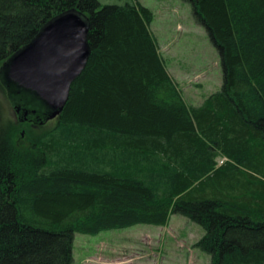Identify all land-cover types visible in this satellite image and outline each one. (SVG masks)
<instances>
[{"label":"trees","instance_id":"trees-1","mask_svg":"<svg viewBox=\"0 0 264 264\" xmlns=\"http://www.w3.org/2000/svg\"><path fill=\"white\" fill-rule=\"evenodd\" d=\"M216 49L220 89L186 105L137 0H0V82L45 111L6 63L55 18L86 20L89 57L53 129L13 145L0 103V264H73L75 234L180 215L210 264H264V0H182ZM3 78V79H1Z\"/></svg>","mask_w":264,"mask_h":264},{"label":"rangeland","instance_id":"rangeland-1","mask_svg":"<svg viewBox=\"0 0 264 264\" xmlns=\"http://www.w3.org/2000/svg\"><path fill=\"white\" fill-rule=\"evenodd\" d=\"M134 1L99 0L101 4ZM137 1L153 14L150 30L185 104L201 105L220 89L222 70L219 55L205 29L193 19L191 6L182 0ZM0 103L13 129L15 127L14 147L22 153H35L31 143L49 133L56 119L42 125L20 121L1 82ZM202 235L200 226L180 215H172L164 227L136 225L97 235L75 234L73 264H84L85 257L96 254L91 250L98 251V256L103 255L106 259L122 261L125 258V263L119 264H210L209 255L193 248ZM98 261L99 264H109L100 259L94 260ZM115 261L113 264H116Z\"/></svg>","mask_w":264,"mask_h":264},{"label":"water","instance_id":"water-1","mask_svg":"<svg viewBox=\"0 0 264 264\" xmlns=\"http://www.w3.org/2000/svg\"><path fill=\"white\" fill-rule=\"evenodd\" d=\"M87 35L85 19L74 12L61 15L6 63L8 80L33 92L51 110L49 119L63 111L71 84L87 63Z\"/></svg>","mask_w":264,"mask_h":264},{"label":"flooded vegetation","instance_id":"flooded-vegetation-1","mask_svg":"<svg viewBox=\"0 0 264 264\" xmlns=\"http://www.w3.org/2000/svg\"><path fill=\"white\" fill-rule=\"evenodd\" d=\"M17 86V85H16ZM19 88V87H18ZM21 89V88H19ZM23 91V89H21ZM42 102V101H41ZM43 106L45 107V111L41 113H37L35 109L25 108L21 105H15V113L20 121L26 123H39L40 125L44 124L45 122L52 121L56 118L49 119L51 115V110L42 102ZM36 119V120H35Z\"/></svg>","mask_w":264,"mask_h":264},{"label":"crops","instance_id":"crops-1","mask_svg":"<svg viewBox=\"0 0 264 264\" xmlns=\"http://www.w3.org/2000/svg\"><path fill=\"white\" fill-rule=\"evenodd\" d=\"M170 220V219H169ZM92 253H96V254H92L91 256H87L85 257L83 263L84 264H99V261L98 262H94V260H97V259H100L101 262L103 263H109V264H113L115 260L113 259H106L103 255L101 257L98 256V251L96 250H91ZM124 262L125 263V258L121 261V260H116L115 263L116 264H119V263H122Z\"/></svg>","mask_w":264,"mask_h":264}]
</instances>
